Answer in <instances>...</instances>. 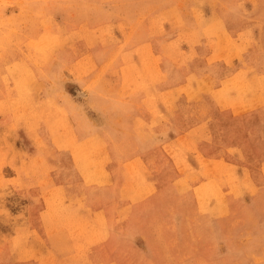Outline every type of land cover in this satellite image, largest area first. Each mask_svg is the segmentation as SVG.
<instances>
[{"label":"rangeland","instance_id":"rangeland-1","mask_svg":"<svg viewBox=\"0 0 264 264\" xmlns=\"http://www.w3.org/2000/svg\"><path fill=\"white\" fill-rule=\"evenodd\" d=\"M0 264H264V0H0Z\"/></svg>","mask_w":264,"mask_h":264},{"label":"crops","instance_id":"crops-1","mask_svg":"<svg viewBox=\"0 0 264 264\" xmlns=\"http://www.w3.org/2000/svg\"><path fill=\"white\" fill-rule=\"evenodd\" d=\"M212 56H213L212 50H210L209 53L202 56V59L204 60V62L207 66H210L211 64L220 62V63H223L225 66H227V68L230 67L227 63L222 62V61H215V60L210 61ZM200 57L201 56L199 55V58ZM242 70H243V68H236L235 70H233L231 72V74L229 76H225L222 80H220L217 85L212 84L207 76H200L196 72L191 71L187 75H185V79H184V82L182 84L175 86V87H172V88H163L159 92L161 94L170 95V96H175L177 94H182L183 96H188V94L191 90H193V92H195V94H206L212 100H214V102L217 104V108H218L219 112L228 111L235 118L240 117L244 112H246V109H242L241 111L236 109V106H238V103L237 102L235 103V97L236 96L231 94L229 99H227V100L223 99L222 96L223 95L227 96L225 93L224 82L230 80L232 78L231 75H234V74L238 75ZM203 75H206V74H203ZM208 85L211 86V89L209 90L206 88L204 90V88L207 87ZM216 97H219V99L217 100ZM222 100H225L226 103H224ZM255 108H257V107L253 106V107L249 108V111L254 112ZM204 128H205V124H204V122H201V124H197L196 126L187 130L184 134L179 135L175 139L171 140L169 142V144L171 146H176V145L181 144L182 142H185L190 147L193 148V146H192L193 145V138L198 136L199 133L203 134ZM199 155H197L195 153L185 152L184 156H185L187 161H190V159L192 161H194V160L198 161L199 158H202L203 160H209V161L214 160L210 157L203 155L201 152H199Z\"/></svg>","mask_w":264,"mask_h":264},{"label":"bare ground","instance_id":"bare-ground-1","mask_svg":"<svg viewBox=\"0 0 264 264\" xmlns=\"http://www.w3.org/2000/svg\"><path fill=\"white\" fill-rule=\"evenodd\" d=\"M247 86H248V84H247ZM248 87H249V86H248ZM250 88H251V87H250ZM221 89H222V88H221ZM230 89H231V88H230ZM244 89H245V88H244ZM247 89H248V88H247ZM253 90H254V89H253ZM218 91H219V90H218ZM223 91H224V90H223ZM241 91H242V89H241ZM244 92H245V91H244ZM240 96H241V95H240ZM223 97H224V96H223ZM230 101H231V100H230ZM221 103H222V102H221ZM224 107H225V106H224ZM234 186H235V185H234ZM213 188H214V187H213ZM213 188H212V189H213ZM61 193H62V192H61ZM204 194H205V193H204ZM58 195H59V194H58ZM58 195H57V196H58ZM205 201H206V200H205ZM205 201H204V202H205ZM81 243H82V242H81ZM14 246H15V245H14ZM84 250H85V249H84Z\"/></svg>","mask_w":264,"mask_h":264}]
</instances>
